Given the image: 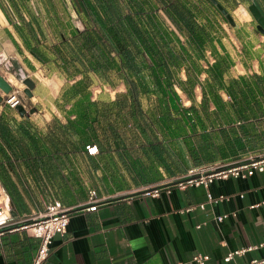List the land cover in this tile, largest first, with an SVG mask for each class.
I'll use <instances>...</instances> for the list:
<instances>
[{
  "label": "crops",
  "instance_id": "obj_1",
  "mask_svg": "<svg viewBox=\"0 0 264 264\" xmlns=\"http://www.w3.org/2000/svg\"><path fill=\"white\" fill-rule=\"evenodd\" d=\"M0 11V57H9L26 70L35 83L34 94L38 72L45 70L49 61L40 60L30 50L34 48L44 58L46 50L31 44L27 52L23 43L28 46L30 37L25 28L15 14L13 19L7 13L2 0ZM249 45L245 51L253 59L247 61L242 55L244 65L251 62L254 67H263L264 44ZM45 110L36 108L34 113L21 116L0 102V186L1 179L6 180L7 192L12 195L11 200L2 186L12 207V226L0 232V264H33L40 240L20 224L27 216L42 212L51 198L72 210L66 232L54 237L44 264H197L192 260L196 254L208 256L204 264H235L264 255L262 246L230 262L223 260L228 251L264 242V170L245 179L214 180L209 191L214 196L228 197L216 204L206 202L203 186L180 188L176 183L159 188L157 195L141 193L107 201L181 179L193 165L187 152L188 140L179 137L168 141L165 135L160 139L156 126L149 124L148 133L131 131L113 138L108 134L103 137L97 122L80 128L82 136L70 133L64 117L56 118L60 124L48 122L60 112L68 115L70 108L49 107L43 115L46 122H27ZM71 115L68 120H77ZM211 117L214 129L226 127L225 138L230 140L228 120L223 114ZM263 130L264 124L257 128L259 132ZM24 131L28 132L27 138L22 136ZM211 135L223 141L217 132ZM85 136L88 141L81 140ZM156 141L172 147L173 153L168 150L161 158L156 157L148 147ZM86 142L98 146L99 153L86 152ZM119 146L129 147V153L121 155ZM53 172L57 173L55 177ZM52 178L66 179L67 184L58 186L51 182ZM44 185L49 192L41 190ZM89 189H94L99 199L94 209L86 204ZM201 202L205 203L203 209L197 205ZM189 206L194 208L182 212ZM220 214L229 216L216 223L214 218Z\"/></svg>",
  "mask_w": 264,
  "mask_h": 264
},
{
  "label": "trees",
  "instance_id": "obj_2",
  "mask_svg": "<svg viewBox=\"0 0 264 264\" xmlns=\"http://www.w3.org/2000/svg\"><path fill=\"white\" fill-rule=\"evenodd\" d=\"M257 1L262 6L264 0ZM217 2L222 5L219 0ZM72 4L74 10L82 15L85 26L82 30L75 29L68 37L61 35L60 44L52 48L55 59L60 61L69 74L92 72L104 78L110 72H115L127 85L135 109L140 108L138 97L141 94H158L164 108L157 118L160 130L168 141L179 137L183 141L188 140L190 146L187 152L193 163L189 168L216 161L232 162L252 153L251 150L264 148V130L257 131L264 124V76L254 74L252 83L239 77L224 85L223 76L227 64L220 59L215 60L207 69L208 78L202 86L200 111L194 104L183 107L178 102L180 96L176 87L188 99L193 98L191 89L197 80L192 75V54L202 58L206 47L213 43L215 22L209 13L214 10L223 17L210 0H72ZM175 31L182 34L185 40L181 41ZM211 47L214 49V46ZM69 51L70 56L67 57ZM187 51L192 54L189 55ZM30 52L44 62L49 61L48 54L44 58L34 49ZM77 62L80 66H77ZM183 66L187 74L185 80L177 76ZM221 89L230 98V109L225 108V102L219 94ZM83 91L73 90L70 97L66 98L71 99ZM86 95L84 93L78 97L82 99V104L88 103L84 100ZM208 102L213 104V112L209 111ZM82 104H79V108H72V111L77 112V120L66 121L70 125V133L80 136L84 135L80 128L96 122V118L90 116ZM171 110L180 116H171ZM211 113L215 117L223 114L228 120L227 128L232 136L230 140L225 138L226 127L214 129ZM139 132L141 135L148 133L144 127ZM214 132L224 142L216 141V137L211 135ZM27 133L24 131L22 136L27 138ZM88 139L87 136L81 138L83 141ZM160 143L156 141L148 146L156 157L161 158L168 150L173 153L172 147ZM118 149L121 155L130 150L125 146H119ZM141 150L145 153L144 149ZM227 158L232 160L226 161ZM56 175L54 173V177ZM1 181L7 192L6 180ZM51 182L58 186L62 182L67 184L66 179L52 178ZM7 194L12 200L10 192Z\"/></svg>",
  "mask_w": 264,
  "mask_h": 264
},
{
  "label": "rangeland",
  "instance_id": "obj_3",
  "mask_svg": "<svg viewBox=\"0 0 264 264\" xmlns=\"http://www.w3.org/2000/svg\"><path fill=\"white\" fill-rule=\"evenodd\" d=\"M219 1L226 7L234 24H231L219 9L217 10L223 17L215 13L214 10L209 13L215 22V30L213 29L214 40L211 45L214 46V49L211 46L206 47L202 58L187 51L189 55L192 54L191 59H193V62L191 63L194 66L192 75L193 77L195 76L197 82L193 89H191L192 99H188L186 94L179 87H176L180 96L178 102L183 107L195 104V107L200 109L201 102L203 101L202 86L206 84L208 78L207 69L215 60L220 59L227 64V69L223 76L224 85L228 84L231 79H238L239 77H244L247 82L252 83L254 74L264 76V66L258 65L254 67L251 62L249 63L250 65H244L245 61L241 57L244 55L247 61L253 59L251 55H248L249 51H245L246 44H251L249 45L250 47L254 44H264V37H261V34L257 32L256 22L248 10L251 0ZM2 2L7 13L13 19V14H15L17 22L25 28V31L29 35L31 43L28 41V46L23 43L27 52L31 49V44H33V46H42L46 50V54L50 56L49 66L47 68L43 67L45 70H41V67V71L38 72V79H36L38 87L31 97H27L24 94V85L19 80L21 73L30 77L26 70L19 66L18 63H14L9 57H4L5 60H2L0 64V75L7 81L10 79L8 82L11 86L19 88V96L27 110L30 108L46 109L38 113V115H34V119L28 122H46L43 115L49 111V107L56 108L57 110H61V108H68V110L73 107L79 108L81 106L79 104H82V99L75 98L74 95L71 99L66 97H70L73 90H84L89 92L84 98L85 102L88 103H84L82 106L85 105L90 116L96 118L97 124L101 126L103 137H106V134L112 135L113 138L120 137L119 133H122V135L125 133L131 134V131L138 134L142 127L149 130L147 126L149 124L156 126V135L160 139L163 138L164 134L160 130L161 127L158 124L157 118L163 113L164 108L160 104L158 94H141L138 97L140 108L136 107L135 109L131 95L127 91V85L115 72H110L104 78H100L92 72L69 74L60 61L55 59L52 48L54 45L60 44L61 35L68 37L75 29L82 30L85 26L82 15L74 10L72 0H2ZM261 4L264 10V1ZM168 25L170 27L169 22ZM175 32L181 41L185 40L182 34L177 31ZM176 43L180 44L179 42ZM177 46L175 45V48H178ZM65 51L67 53L66 49ZM206 51H210L211 57L214 60L211 64L206 62ZM68 56H70V51L67 54ZM76 64L80 66L78 62ZM5 65L8 66L9 71H7ZM177 76L182 80L187 78L184 66L179 69ZM0 94L4 96L2 91H0ZM219 94L230 109L229 96L222 89L219 90ZM88 104L89 106H87ZM1 105L5 104L1 102ZM207 107L210 112H213L214 106L211 102H208ZM71 114L77 115V112L71 110L66 116L60 112L58 117L55 115L54 120L51 118L48 122H56L58 121L56 118L62 117L65 118L63 121H67L69 119L68 116ZM170 114L174 117L179 115L175 110H171ZM76 115L71 116L76 118ZM251 151L255 154H261L264 153V148H257ZM98 153L99 148L97 146L96 154ZM48 183L51 185L50 182ZM41 190L45 192L50 191L45 185ZM51 190L53 191V188Z\"/></svg>",
  "mask_w": 264,
  "mask_h": 264
},
{
  "label": "built area",
  "instance_id": "obj_4",
  "mask_svg": "<svg viewBox=\"0 0 264 264\" xmlns=\"http://www.w3.org/2000/svg\"><path fill=\"white\" fill-rule=\"evenodd\" d=\"M3 58L2 56L0 57ZM2 60H5L4 58ZM0 60V64L2 63ZM214 60L211 57L210 51H206V62L211 64ZM7 71L9 68L5 65ZM22 72L21 69H19ZM1 76V75H0ZM11 76H13L11 74ZM3 79L4 77L1 76ZM14 77V76H13ZM26 77L24 73L20 74L19 80ZM5 80V79H4ZM10 89L7 92H3L2 102L12 109H16V106L22 104L19 96V88H14L8 82L10 79L5 80ZM23 105V104H22ZM86 150L89 154L94 155L97 153V147L95 145H87ZM264 170V153L255 154L248 153L243 158L232 162L216 161L210 164L189 168L183 175L180 181L176 184L180 188L186 186H203L206 189V202L210 204H216L228 197L225 195L214 196L209 191V185L214 180H224L229 177L245 179L255 172H262ZM144 194L157 195L158 189H153ZM8 195L5 193L2 186H0V232L6 229H10L12 226V207L7 203ZM243 197V194H240ZM99 202L96 191L89 189L87 194V202L89 209H94ZM199 208L203 209L205 203L201 202L197 204ZM196 205V206H197ZM194 206H189L182 210V212H188L192 210ZM72 207H66L58 199L51 198L47 200L44 210L36 214L27 216L22 224L21 228L27 230V232L40 240V245L36 256L34 257L33 264H44L47 258L53 239L56 235H63L66 232L69 223V214ZM235 213H233V216ZM229 214H220L215 216L216 223H221ZM197 228L200 225L196 226ZM264 246V242L250 245L237 250L228 251L223 257L225 262H230L235 256H241L248 251L260 248ZM192 260L197 264H204L208 260V256L196 254L192 257ZM235 264H264V255L261 258H254L247 262L235 263Z\"/></svg>",
  "mask_w": 264,
  "mask_h": 264
},
{
  "label": "water",
  "instance_id": "obj_5",
  "mask_svg": "<svg viewBox=\"0 0 264 264\" xmlns=\"http://www.w3.org/2000/svg\"><path fill=\"white\" fill-rule=\"evenodd\" d=\"M212 3H214L217 8L222 12V14L226 17V19L231 23L234 24L233 19L231 17V15L227 12V10L220 4L217 2V0H210ZM248 10L251 13L252 17L254 18L255 22H256V30L260 33V34H264V10L261 7L260 3L257 0H251L250 4L248 5ZM21 82L24 85V89L23 92L27 97H31L32 96V89L35 86V83L32 81V79L28 76L21 78ZM10 89L9 85L6 83V81L0 76V90H2L3 92H7ZM0 102H2V96L0 94ZM16 110L18 111V113L21 116H28V114L34 113L36 111L35 108H30L29 110H27L24 105L19 104L18 106H16ZM180 180L165 184V185H161V186H157L154 188H150V189H146L143 190L141 192H137V193H133V194H129V195H124V196H120L114 199H109L107 201H113V200H117V199H122V198H126V197H130L136 194H141V193H146L148 191H151L153 189H159L165 186H169V185H173V184H177Z\"/></svg>",
  "mask_w": 264,
  "mask_h": 264
}]
</instances>
